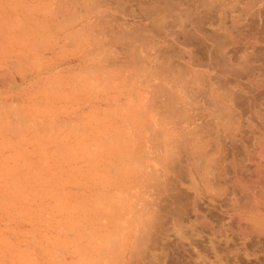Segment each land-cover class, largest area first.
Wrapping results in <instances>:
<instances>
[{
    "label": "rangeland",
    "instance_id": "1",
    "mask_svg": "<svg viewBox=\"0 0 264 264\" xmlns=\"http://www.w3.org/2000/svg\"><path fill=\"white\" fill-rule=\"evenodd\" d=\"M263 4L264 0H0V264H232L229 250L242 236L235 223L264 219V213H256L249 203L255 193L264 195L261 178H254L259 184L254 188L250 182L256 175L246 169L254 166L257 142L251 138L264 130V95H256L264 94ZM235 20H242V28ZM220 45L230 47L229 55L222 56ZM211 47L217 53L222 50L221 56ZM237 47L240 52L242 47L257 51L249 48L245 58L247 53ZM218 58L235 63L234 75L232 70L224 73L220 67L225 61L218 65ZM247 63H260L263 69ZM212 64L218 66V74ZM229 64L224 66L231 69ZM237 67L243 74L238 78ZM253 73L263 82L258 85ZM224 74L231 75L226 82L225 77L220 81ZM218 79L222 85L217 87ZM253 80L262 91L252 90ZM239 89L243 93H236ZM246 91L256 98L252 101ZM231 92L236 97L226 103ZM243 101L251 103V111L260 103L257 108L263 112L254 110L262 117L254 110L250 114ZM230 105L236 111H230ZM243 109L246 112L233 113ZM226 113L230 115L224 117ZM231 115L236 118L232 123L241 122V127L233 126L236 132L225 121ZM220 117L225 118L221 122L228 125L227 132L220 129ZM247 122L251 131L243 126ZM231 129L244 136L236 137ZM216 130L220 140L225 138L222 153L228 150L222 165L231 167L230 173L218 166L226 178L210 168L216 165L211 151ZM224 131L235 140L232 135L231 141L226 138ZM252 131L255 136L250 138ZM236 139L246 147L240 145L241 149ZM200 150L205 161H200ZM241 160L249 164L243 167ZM234 168L246 179L243 174L244 179L238 178ZM213 170L221 182L213 178ZM246 181L254 191L261 187L260 193ZM262 195L256 200L259 206ZM249 204L253 208H247ZM233 214L240 218L235 220ZM197 216H205L212 230ZM251 236L250 253L257 240Z\"/></svg>",
    "mask_w": 264,
    "mask_h": 264
},
{
    "label": "bare ground",
    "instance_id": "2",
    "mask_svg": "<svg viewBox=\"0 0 264 264\" xmlns=\"http://www.w3.org/2000/svg\"><path fill=\"white\" fill-rule=\"evenodd\" d=\"M232 2H233V0H232ZM237 3H238V2H237ZM211 4L213 5V3H211ZM252 4H254V3H252ZM235 5H236V4H233V6H235ZM229 6H231V7L233 8L232 5H229ZM229 6H228V8H227V6H225V7L227 8L226 10H228V11L230 10V11H231L232 8L230 9ZM236 6H237V5H236ZM236 6H235V7H236ZM214 7H215V4H214ZM217 7H219V6H217ZM225 7H224V8H225ZM235 7H234V8H235ZM252 7H254V6H251V8H252ZM263 7H264V4H263ZM215 8H216V7H215ZM224 8H222V10H223L222 12H225V11H226V10H224ZM237 8H238V7H237ZM210 9H211V8H210ZM216 9H217V8H216ZM216 9H215V10H216ZM218 10H219V9H218ZM244 10H247V8H245ZM257 10H258V9H257ZM233 11H234V10H233ZM236 11H238V10L236 9ZM240 11L242 12L241 9H240ZM255 11H256V10H255ZM216 12H217V11H216ZM234 12H235V11H234ZM245 12H247V11H243V13H245ZM252 12H253V11H252ZM228 13H229V12H228ZM247 13H248V12H247ZM255 13H257V12H255ZM255 13H253V14H255ZM223 14H227V12H226V13H223ZM229 14H230V13H229ZM238 14H239V13H238ZM251 14H252V13H250V15H251ZM263 14H264V12H263L261 15H263ZM202 15H203V14H202ZM239 15H240V16H239ZM239 15H238L239 17L237 16V18H238V19H241L242 14H239ZM243 15H244V14H243ZM245 15H246V13H245ZM247 15H248V14H247ZM225 16H226V15H225ZM230 16H231V17H235L234 15H230ZM259 16H260V15H259ZM221 17H223V16H221ZM251 17H257V16H252V15H251ZM216 18H217V16H216ZM218 18L220 19V16H218ZM218 18H217V19H218ZM225 18H226V17H223L222 19L224 20ZM201 19H203V17H200V21H201ZM222 19H220V21H221ZM230 20H232V19L230 18ZM242 20H244L243 17H242ZM242 20H240V21L242 22ZM248 20H250V19H248ZM217 21H219V20H217ZM220 21H219V22H220ZM240 21L237 22V21L235 20L234 22H236L237 24H239V25H237V24L235 23L239 28H240V27L242 28V26L240 25V23H241ZM201 22H202V21H201ZM201 22H199V23H201ZM219 22H218V23H219ZM221 22H223V21H221ZM224 22H227V21L224 20ZM245 22H246V21H245ZM245 22H244V23H245ZM247 22H248V21H247ZM247 22H246V23H247ZM250 22L252 23V19L249 21V23H250ZM216 23H217V22H216ZM231 23H232V22L230 21V22H229V25H230ZM242 23H243V22H242ZM242 23H241V24H242ZM246 23H245V24H246ZM256 23H257V25H258V21H257ZM256 23H255V24H256ZM223 24H224V23H222V25H223ZM226 24H228V23H226ZM232 24H233V23H232ZM252 24H254V23H252ZM260 24H261V23H260ZM260 24H259V25H260ZM233 25H234V24H233ZM236 25H234V26H235V29H236ZM243 25H244V24H243ZM246 25H247V24H246ZM215 26H216V25H214V27H215ZM217 26H218V25H217ZM217 26H216V27H217ZM219 26H220V24H219ZM219 26H218V27H219ZM223 26L227 27V25H223ZM223 26H220V27H223ZM230 26H232V25H230ZM247 26H248V25H247ZM254 26H255V25H254ZM260 26H261V29H263L262 27H263L264 25L262 26V24H261ZM218 27H217V28H218ZM238 27H237V29H238ZM243 27H245V26H243ZM256 27H257V26H255V28H254L255 31H256ZM217 28H216V30H217ZM232 28H233V26H232ZM251 28H253V26H252ZM198 29H199L198 31L200 32V28H198ZM214 29H215V28H213V30H214ZM222 29H223V28H222ZM222 29L220 28V29L218 30V32H219V31H222ZM228 29H229V27H228ZM235 29L233 28V30H235ZM237 29H236V30H237ZM201 30H202V29H201ZM247 30H250V29H247ZM247 30H246V31H247ZM202 31H204V30H202ZM225 31H226V30H225ZM231 31H232V29H231ZM231 31H229V32H231ZM238 31H240V29H239ZM243 31H244V30H243ZM243 31L240 32V33H243V34H244ZM252 31H253V29H252ZM259 31H262V30L257 29V32H259ZM216 32H217V31H216ZM216 32H215V33H216ZM257 32H256V33H257ZM202 33H203V32H202ZM235 33H236V34H235ZM235 33H234L235 35H237V34L239 35L238 32L235 31ZM253 33H255V32H253ZM253 33H252V34H253ZM256 33L254 34V36L257 35ZM259 33L261 34V33H263V31H262V32H259ZM212 34H214V31L212 32ZM217 34H218V33H217ZM252 34H251V35H252ZM202 35L205 36V34H202ZM206 35H207V34H206ZM219 35H220V34H219ZM227 35H228V33H227ZM235 35H234V36H235ZM238 35H237V37H238ZM241 35H242V34H241ZM258 35H259V34H258ZM215 36H217V35H215ZM234 36H233V37H234ZM239 36H240V35H239ZM252 36H253V35H252ZM252 36H251V37H252ZM260 36H261V35H260ZM205 37H206V36H205ZM226 37H227V36H226ZM235 37H236V36H235ZM248 37H250L249 34H248ZM214 38H215V37H214ZM231 38H232V37H231ZM240 38H241V37H240ZM252 38H253V37H252ZM252 38H251V39H248V40H251V41H252ZM254 38H255V37H254ZM254 38H253V39H254ZM261 38H262V37H261ZM263 38H264V37H263ZM217 39H218V36H217ZM217 39H215V40H217ZM241 39H242V38H241ZM245 39H246V38H245ZM255 39H256V38H255ZM211 40H214V39H211ZM221 40H222V39H221ZM228 40H229V39H228ZM233 40L235 41V39H233ZM233 40H232V42H233ZM256 40H257V42H258L259 39L257 38ZM225 41L227 42V40H225ZM238 41H239V40H238ZM243 41H244V39L242 40V42H243ZM254 41H255V40H254ZM254 41H252V42H254ZM261 41H262V39H260L259 43H260ZM219 42H220V40H219ZM244 42H245V41H244ZM244 42H243V44H246V42H245V43H244ZM248 42L251 43L250 41H248ZM262 42H263V41H262ZM262 42H261V43H262ZM221 43H222V42H221ZM221 43H220V44H221ZM224 43H225V42H224ZM224 43H223V47H224V45H225ZM213 44H214V43H213ZM230 44H231V43H230ZM233 44H234V43H233ZM235 44H236V43H235ZM241 44H242V43H241ZM255 44H256V43H255ZM221 45H222V44H221ZM221 45H220V46H221ZM251 45H252V44H251ZM257 45H258V44H257ZM213 46H214V45H213ZM226 46H227V45H226ZM229 46H231V45H229ZM232 46H233V45H232ZM237 46L239 47V45H237ZM240 46H242V45H240ZM227 47H228V46H227ZM227 47H226L225 49H222V46H221V48L218 47V49L215 47V50H214L213 47H211V48H213L212 50L216 51V54L219 53V52L217 53V50H219V49L225 50V52H223V55H222V56L226 57V56H225V55H226V52H227L226 50L230 48V47H229V48H227ZM238 47H237V49H238ZM256 47H257V46H256ZM239 48H240V47H239ZM249 48H250V47H249ZM249 48H248V50L252 49L253 47L250 48V49H249ZM216 49H217V50H216ZM242 49H243V51H244L245 53L249 52L248 50H244V49H247V48H243V47H242ZM254 49H256V48L254 47ZM254 49H252L253 52H254V51H257V50H254ZM257 49H258V48H257ZM212 50H211V51H212ZM222 50H220V53H219L218 55L221 56V54H222ZM232 50H233V49H232ZM235 50H236V49H234V51H235ZM240 50H241V49H240ZM240 50L238 49L239 52H240ZM252 50H251V53H252ZM212 52H213V51H212ZM212 52H211V53H212ZM241 52H242V51H241ZM241 52H240V53H241ZM244 52H242V53H244ZM211 53L209 54V57H210L213 53H214L213 55L215 56V52H213L212 54H211ZM227 53H228V55H229L230 52H227ZM236 53H238V52H236ZM251 53H250V54H251ZM256 53H257V52H256ZM256 53H255V54H256ZM259 53H262V52H260V50H259ZM224 54H225V55H224ZM234 54H235V53H234ZM248 54H249V53H247V54H243L242 56H244V55L247 56ZM255 54H251V56H252V55L254 56ZM257 54H258V53H257ZM263 54H264V53H262V55H263ZM218 55H216V56H217V57H220V56H218ZM230 55H231V54H230ZM236 55H237V54H236ZM236 55H235V56H236ZM216 56H215V57H216ZM238 56H239V55H238ZM242 56H240V57L242 58ZM245 56H244V57H245ZM249 56H250V55H249ZM255 56H256V55H255ZM227 57H228V60H230L229 56H227ZM232 57H233V56H232ZM256 57H257V59H260L261 55H259V57H258V55H257ZM245 58H246V57H245ZM250 58H251V57H250ZM250 58H249V57L247 58V59L249 60L248 62H251L252 59H253L254 57H252L251 59H250ZM210 59H211V58H210ZM212 59H213V57H212ZM212 59H211V60H212ZM218 59H219V62H218L219 64H218V65H220V63H222L221 61H223V60L225 61V62L223 61L224 63H223V65L221 64V65H222L221 67L219 66L221 69H224V71L226 70L224 73H227V70H229V71L232 70V74L234 75V73H233L234 71H233V70L236 68V67H235L234 69H232V68H233L232 66H235V63H233V62H234V61H233L234 59L231 60V61H233V62L230 61L231 63L234 64V65L232 64V66L228 63L229 61L227 60V58H226V59L223 58V60H221L222 58H221V59L218 58ZM242 59H243V58H242ZM247 59H243V60L246 61ZM254 59H256V58H254ZM254 59H253V60H254ZM262 59L264 60V58H262ZM226 60H227V62H226ZM243 60H240L239 62H243V63H244ZM250 60H251V61H250ZM212 61H213V60H212ZM254 61L256 62L257 60H254ZM252 62H253V61H252ZM225 63L229 64V65L231 66V69H228V68H227L228 65H227V66H224ZM237 63H238V62H237ZM243 63H242V65L245 66V63H244V64H243ZM260 63H261V62H260ZM260 63L258 64L259 66H256V65H255V66L252 65V66L261 69L262 67L260 66ZM216 64H217V63H216ZM216 64H214V65L212 64V65L215 67ZM247 64H248V66H250V63H247ZM212 65H211L209 68H211ZM242 65H241V66H242ZM261 65H262V64H261ZM223 66H224V67H223ZM230 66H229V68H230ZM244 66H242V67L244 68V69L242 68V70H246L245 72L243 71V72H244V75H245V73H247V74H246V75H247V79H246V80H250L251 77L248 76L247 69H245L246 67H244ZM248 66H247V67H248ZM252 66H250V67H252ZM250 67H249V68H250ZM254 67H252V68H254ZM225 68H226V69H225ZM249 68H248V69H249ZM212 69H213V67H212ZM216 69H217V70H216ZM221 69H220V70H221ZM237 69L239 70L238 67H237ZM240 69H241V68H240ZM262 69H263V68H262ZM262 69H261V70H262ZM210 70H211V69H210ZM214 70H216V72H217V71L219 70L218 66H217V68L215 67ZM250 70H251V68H250ZM252 70H253V69H252ZM256 70H257V73H258L259 69H256ZM256 70H255V72H256ZM229 71H228V73L231 72V71H230V72H229ZM235 71H237V70H235ZM240 71H241V70H239V72L237 71L238 73H235L236 76H237V78H238V76H240V75H237V74H239V73L241 74V73H242V72H240ZM218 72H219V71H218ZM218 72H217V74H218ZM249 72L251 73V71H249ZM253 72H254V71H253ZM222 73H223V71H222ZM222 73H220V74H222ZM259 73H260V72H259ZM259 73H258V75H259ZM263 73H264V72H263ZM263 73H261V74H263ZM214 74H215V73H214ZM230 74H231V73H230ZM230 74H227V75L224 74L223 76L220 75V76H221V80H220V79L216 80V81H218V84H216V86L218 87V85H220V84L222 85V82L220 83L219 80L222 81V78H224V77H225V78H224V82H226V81H225V80H226V76H230V77H231L232 74H231V75H230ZM261 74H260V75H261ZM241 75L243 76V74H241ZM249 75H250V74H249ZM255 75H256V74H255ZM255 75H254V73H253L252 77L255 76ZM258 75H256V76H258ZM213 76H214V77H219V78H220L219 75H217V76L213 75ZM242 76L239 77V78H242ZM256 76L254 77V79H256ZM263 76H264V74L262 75V77H263ZM211 77H212V76H211ZM211 77H210V79H211ZM214 77H212V78H214ZM234 78H235V77H234ZM234 78H233V79H234ZM248 78H249V79H248ZM260 78H261V77H260ZM260 78H259V79H260ZM215 79H216V78H215ZM227 79H229V78H227ZM242 79H245V77H243ZM259 79H258L259 82L257 81V79L255 80L256 83L258 82V85H259L260 82H263L264 77H263V80L260 79V80H262V81H260ZM229 80H230V79H229ZM235 80H236V78H235L233 81L235 82ZM212 81H214V80L212 79ZM251 81H252V80H251ZM234 82H233V84H232V81H231L230 84L232 85V87L234 86V87L237 88V86L234 85ZM239 82H241V79H240ZM244 82H245V80H244ZM250 83H251V82H250ZM213 84H215V82H214ZM235 84H236V83H235ZM241 84H242V83H240L239 85H241ZM246 84H247V83H246ZM252 84H254V85H252ZM262 84H263V83H262ZM237 85H238V80H237ZM239 85H238V86H239ZM249 85H250V84H248V86H249ZM263 85H264V84H263ZM263 85H262V86H263ZM229 86H230V85H228V87H229ZM242 86H244V85L242 84ZM251 86H252V90H260V91H262L261 88H260L261 86L259 87V86H257V84H256V86H255V82H254V80H253V83H251ZM253 86H255V87H253ZM217 87H216V88H217ZM226 87H227V85H226ZM228 87H227V89H228ZM232 87L229 88L228 90L231 91ZM239 87L241 88V86H239ZM249 87H250V86H249ZM249 87H247V85H246L245 88H246V89L248 88V89H249V92H250V88H249ZM219 88H220V87H219ZM242 88H243V87H242ZM242 88H241V89H242ZM262 88H263V87H262ZM227 89H226V90H227ZM243 89H244V88H243ZM222 90H225L224 87H223ZM226 90H225V91H226ZM233 90H234V89H233ZM252 90H251V91H252ZM263 90H264V89H263ZM244 91H245V90H244ZM239 92H240V89H239V91H237L236 93L239 94ZM241 92H242V90H241ZM241 92H240V93H241ZM246 92H248V91H246ZM249 92H248V95H247L246 93H244V96L247 95L248 97L251 98V100H252V99L254 100V99L256 98V97H255L256 95H259V97H262V96L264 95V94H262V93H261V95H260V94L258 93L259 91H257V92H256V95H254V98H253V95H252V97H251V94H250ZM225 93L228 94L227 92H225ZM242 93H243V92H242ZM253 93H254V92H253ZM257 93H258V94H257ZM226 94H225L224 96H226ZM230 94H231V95H230L231 97H229V98H225V97H224V98H225L224 100H226V103H227V99L230 100V101H232L233 99H231V98H232L234 95H235V97H236V94H232V92H231ZM238 94H237V95H238ZM245 94H246V95H245ZM249 94H250V95H249ZM254 94H255V93H254ZM232 95H233V96H232ZM227 96H229V95H227ZM227 96H226V97H227ZM239 96H240V97H243L242 95H239ZM247 96H246V98H247ZM235 97H233V98H235ZM259 97H258V98H259ZM263 97H264V96H263ZM237 98H238V96H237ZM244 98H245V97H244ZM250 98H249V99H250ZM258 98H257V100H258ZM242 99H243V98H242ZM262 99H263V98H262ZM234 100H237V99H234ZM253 100H252V101H253ZM259 100H260V99H259ZM239 101H241V98H240V100H238V102H239ZM260 101H261V100H260ZM260 101H255V102H256V104H258ZM263 101H264V100H263ZM234 102H235V101H234ZM241 102H242V101H241ZM243 102H246L247 109L249 110V112H251L250 114H253L252 112H253V110L255 109V107H256L257 111H258V109H259V108H257V106L262 107V106H260L261 104L259 103L260 105H259V104H258L257 106L255 105L254 108L251 107V108L253 109V110L251 111V109L248 108V104H251V103H250L249 101H248L249 103H247V101H243ZM232 103H233V102H232ZM262 103H263V102H262ZM233 104H234V103H233ZM263 104H264V103H263ZM226 105H227V104H226ZM234 105H235V104H234ZM238 105H240V103H239ZM242 105H244V104H242ZM246 105H245V106H246ZM252 105H253V104H252ZM230 106H231V105H230ZM249 106H251V105H249ZM225 107H227V106H225ZM234 107H236V106H234ZM237 107H238V106H237ZM239 108H240V106H239ZM239 108H238V109H239ZM241 108H242V107H241ZM241 108H240V109H241ZM243 108H246V107H243ZM263 108H264V107H263ZM263 108H260L259 111H262ZM227 109H229V106H228ZM232 109H233V106L230 107V111H231ZM247 109H246V110H247ZM261 109H262V110H261ZM233 110H235V109H233ZM244 110H245V109H243V111L240 110V112L238 111V113L235 112V111H236V110H235L233 113L239 114V113H241V112H246V110H245V111H244ZM228 111H229V110H228ZM228 111H227V112H228ZM257 111L255 112V110H254L255 113H257ZM259 111H258V112H259ZM247 112H248V111H247ZM262 112H263V111H262ZM262 112H260V114H261ZM228 113H230V112H228ZM228 113H226L227 116H224L223 114H221V116L223 115L224 117H228V115H230L232 112H231L230 114H228ZM236 114L234 115L235 117H237ZM245 114H246V113H245ZM245 114L242 113V115H245ZM257 114H258V113H257ZM260 114H258V116H259ZM263 114H264V113H263ZM263 114H262V116H263V119H264V115H263ZM232 115H233V114H232ZM232 115H231V116H232ZM231 116H229V118H226V119H230V120H225L226 122L228 121V122H227L228 125H229V122H231L232 127H233V126L235 127V124H237L236 126H238V125L240 126V125H241V124H240V123H241L240 121H238L239 124H238V122H236V123L233 122V123H232V121H234V119H236V118L234 117V119H233V116H232V117H231ZM240 116H241V114H240ZM240 116H239V117H240ZM256 116H257V115H256ZM260 116H261V115H260ZM262 116H261V117H262ZM215 117H216V115H215ZM224 117H223V118H224ZM230 117H231V118H230ZM261 117H260V118L258 117V118L261 119L260 121H263V119H262ZM223 118H221V117L219 118L220 122H221V119H223ZM215 119H217V117H216ZM224 119H225V118H224ZM231 119H233V120L231 121ZM253 119H254V118H253ZM253 119L251 118V121H252ZM259 119H258V120H259ZM237 120H240V118L237 117L236 121H237ZM249 120H250V119H249ZM225 121L223 120L224 123L221 122L222 124L219 123V126L224 124V126H222L220 129L224 128L225 126H228V125L226 124ZM260 121H258L257 123L259 124ZM218 122H219V121H218ZM252 122H253V121H252ZM255 122H256V120H255ZM255 122H253V124H256ZM215 123H216V122H215ZM215 123H214V124H215ZM248 123H249V122L245 123L246 125H243V126H244V128H245V126H248V130H247V129H246V130H247V131H251V130H252L251 127H250L251 125H248ZM263 123H264V121H263ZM263 123H262V124H263ZM225 124H226V125H225ZM249 124H250V123H249ZM258 124H257L256 126H258ZM260 124H261V123H260ZM262 124H261V125H262ZM261 125H260V126H261ZM229 126H230V125H229ZM260 126L256 128L255 125H253V128L260 129ZM234 127H233V128H234ZM240 127H241V126H240ZM240 127H237V128H238V129H237L238 131H239V128H240ZM249 127H250V129H249ZM227 128H228V131H229L230 128H229V127H227ZM233 128H232V129H233ZM246 128H247V127H246ZM215 129H217V128H215ZM232 129H231V132H230V133H232V131H233ZM241 129H242V128H241ZM263 129H264V124H263ZM263 129H262V127H261V130H263ZM222 130H223V129H222ZM224 130L226 131V127L224 128ZM235 130H236V129L234 128V131H235ZM244 130H245V129H244ZM244 130L242 129V131H239V132L242 133ZM261 130H259V131H261ZM216 131H218V130H216ZM216 131H215V133H214V135H216V136H215L216 138H215V137H212V140H213V141L215 140L214 144H212V145H214V146L211 145V146H212L211 151H212V150L215 151V154H214L213 151H212V154L216 155V157H215V159H214V157H213L214 155H213V156H211V158H212V157H213V158L210 159V161H213V159H214L216 165H213V167H211V164H214V163H211V164H210V168H214V167H215L214 169L217 168V169H218V174H220V169L218 168V166L222 165V162H224V158H225L224 156H226V155H223V153H225V152H224L225 149L223 150V153H222V147L224 146L225 143H224V144H221V141L225 140V138L223 137L224 139H223V140H220V139H221V134L219 133V131H218L219 134H218ZM225 131H224V133H225V135H226V132H227V131H226V132H225ZM238 131H237V132H238ZM256 131L259 132L258 130H256ZM235 132H236V131H235ZM224 133H223V134H224ZM230 133H229V134H230ZM243 133H244V132H243ZM259 133H260V134H259ZM259 133H258V135H259L258 137H253V136H255V135H252V134H253V131H252V133H250V134L252 135V136H250V138L253 137V138H251V140L253 141V139H255V140L253 141L254 144H256V142H257L256 146H255V145L253 146V147H256V148H257V149L255 148V151H253V152H254V153H253L254 158H252V155H251V154H250L251 156H248L249 154H246L248 148H247V149L244 148L242 151H243V152L246 151L245 154L247 155V157H249L250 159L252 158L251 161H252V163H253V165H254L253 168L256 167V169H255V170H257L256 173L258 172L259 175H261V176L258 175V176H259V177H258L257 174L255 173V170H254L253 168H251L252 165H251L250 168L246 165V166H247L246 169H247V168H248L249 170L252 169L251 172L253 171V173L256 175V176L253 175V178L251 177V180L253 181V183L250 182V184H252V185H256V182H255V184H254V181H255L254 178H255V177H257L258 179L261 178V179H260V180H261L260 184L262 183V185H259V184H257V185H259V186H261V187L263 186V189H264V130L261 131V132H259ZM229 134H228V135H229ZM232 134L234 135L235 133L233 132ZM232 134H231V135H232ZM236 134H238V133H236ZM236 134H235V136H236ZM250 134L247 133V135H246V134H245V135H246V137H247V136H249ZM256 134H257V133H256ZM214 135H213V136H214ZM231 135H230V137H228V136L226 135V136H227L226 138H229L230 141L232 140ZM233 135H232V137H233ZM238 135H239L240 137H243V136H244L243 134H242V136H241L240 134H238ZM238 135H237L236 137H238ZM222 136H224V135H222ZM256 136H257V135H256ZM246 137H244L243 139H245ZM200 138H201V141L203 142L202 137H200ZM214 138H215V139H214ZM248 138H249V137H248ZM248 138H247V140H248ZM229 139H227V140L229 141ZM237 139H238V138H237ZM237 139H236V141H237ZM233 140H235L234 137H233ZM238 141H240V140H238ZM238 141H237L236 143L239 144ZM252 141H251V145H253V144H252V143H253ZM223 142H225V141H223ZM223 142H222V143H223ZM234 142H235V141H234ZM245 142H246V141H245ZM212 143H213V142H212ZM229 143H230V142H229ZM236 143H230V144H234V146H235ZM240 143H241V144H239V147L241 148L242 146H240V145H244L245 143H243L242 141H241ZM242 143H243V144H242ZM247 143H248V144L250 143L249 140L247 141ZM247 143H246L245 145H247ZM201 145H203V146H202V147L200 146V149H201V150L204 149V151H205V148H206V147L204 148L205 145H204V144H201ZM222 145H223V146H222ZM245 145H244L243 147H246ZM251 145H249V146H251ZM232 146H233V145H232ZM213 147H215V150H214ZM224 147H225V146H224ZM226 147H227V146H226ZM226 147H225V148H226ZM243 147H242V148H243ZM247 147H248V146H247ZM229 148H230V145L228 146V149H229ZM242 148H241V149H242ZM249 148H250V147H249ZM251 148H252V147H251ZM251 148H250V149H251ZM235 149L237 150V149H238V146H237V148L235 147L234 150H235ZM245 149H246V150H245ZM201 150H200V153L203 154V151H201ZM226 150H227V149H226ZM226 150H225V151H226ZM231 150H232V149H231ZM248 150H249V149H248ZM252 150H253V149H252ZM227 151H228V150H227ZM239 151H240V150H239ZM232 152H233V151H232ZM232 152H231V154H232ZM237 152H238V151H237ZM237 152H234V154L237 153ZM249 152H250V151H249ZM200 153H199V155H201ZM204 153H206V151H205ZM225 154H227V152H226ZM238 154H239V153H237V155H238ZM206 155H207V154H206ZM229 155H230V154H229ZM235 155H236V154H235ZM202 157H203V161H205L207 156H205V154H203L202 156H200V157H199V158L201 159V160L199 159L200 161H202ZM229 157H230V156H229ZM229 157L227 156L226 158L229 159ZM204 158H205V159H204ZM236 158H237V157H236ZM228 159H227V160H228ZM245 159H246V158H245ZM245 159H244V160H245ZM250 159H248V160H250ZM229 160H230V159H229ZM229 160L227 161L228 163H229ZM233 160H234V158H233ZM200 161H199V162H200ZM230 161H231V160H230ZM240 162H243V164H244V166H243V164H240V163H239V164L241 165V167H242V166L245 167V164H246L247 162H246V161H243V160H241ZM202 163L205 164V162H202ZM202 163H201L200 165H201V166L203 165V166L205 167V165L202 164ZM224 163H225V162H224ZM231 163H232V162H231ZM247 164H249V163H247ZM235 165H236V164H235ZM203 166H202V167H203ZM216 166H217V167H216ZM222 166H223L225 169H227V170H225L224 172H228V171H229L228 169L231 168V167H230V168H226L225 164L222 165ZM222 166H221V168H223ZM228 166H229V165H228ZM228 166H227V167H228ZM260 166H262V167H260ZM202 167H201V168H202ZM232 167H233V165H232ZM235 167H236V166H235ZM224 168L221 169V170H224ZM238 168H240V167H238ZM205 169H206V167H205ZM217 169L215 170L216 172H217ZM240 169H241V168H240ZM242 169L245 170V168H242ZM242 169H241V170H242ZM203 170H204V169H203ZM234 170H235V168H234ZM236 170H237V169H236ZM236 170H235V171H236ZM238 170H239V169H238ZM238 170H237L238 174H236V173H235V174H236L237 176H239L238 178H240L241 174H243V173L240 172L241 174H239V171H240V170H239V171H238ZM215 171L213 170V173H214ZM235 171H234V172H235ZM211 172H212V171H211ZM211 172H210V173H211ZM216 172L214 173L216 176H214L213 173H211V174L214 176L213 178H215V180L218 181V178H220V177H219L218 174H216ZM243 172H244V171H243ZM228 173H230V172H228ZM231 173H232V169H231ZM221 174H223V173L221 172ZM221 174H220V175H221ZM235 174H234V175H235ZM209 175H210V174H209ZM212 175H210V176H211L210 178H212ZM217 175H218V177H217ZM226 175H229V174H226ZM234 175H233V176H234ZM244 175H245V174H243V176H244ZM222 176H224V175H221V177H222ZM224 177H225V176H224ZM224 177H222V178H224ZM226 177H228V176H226ZM226 177H225V178H226ZM229 177L231 178V175H229ZM235 177H236V176H235ZM244 177H245V179H246V176H244ZM213 178H212V179H213ZM216 178H217V179H216ZM241 178L244 179L242 176H241ZM241 178H240V179H241ZM248 178H249V180H250V177H248ZM248 178H247V180H248ZM227 179H229V178H227ZM240 179H239V180H240ZM242 179H241V180H242ZM258 179L256 180L257 182H258ZM224 180H226V179H224ZM231 180H232V178H231ZM231 180H230V181H231ZM249 180H248V181H249ZM211 181H212V180H211ZM230 181H229V182H230ZM234 181H235V180H234ZM234 181H232V182H234ZM243 181H245V180H243ZM218 182H221V181H218ZM214 183H215V182H214ZM235 183H236V182H235ZM244 183H245V185L247 186V184H248L249 182L247 183V181H246V182H244ZM258 183H259V182H258ZM220 184H223V183H220ZM239 184H240V183H239ZM233 185H234V184H233ZM252 185H251V186L248 185L249 187H251L250 189H253V186H252ZM257 185H256V187H254V188H257ZM248 186H247V187H248ZM261 187H259V189H258L259 192H258V193H260V191L262 190ZM258 190H257V191H258ZM251 191H252V190H251ZM255 191H256V189H255ZM255 191H254V189H253V192H255ZM257 191H256V192H257ZM262 191H264V190H262ZM225 192H227V191L225 190ZM222 193H223V191L221 192V194H222ZM228 193H229V192H227L225 195H227ZM233 193H234V192H233ZM233 193H232V194L230 193V194L233 195ZM221 194H220V196H221ZM223 194H224V193H223ZM230 194H229L228 196H230ZM263 194H264V192H263ZM254 195H256V196L258 195V197L254 196ZM254 195H253V196H254V197H253V201H252V202L249 201V203H252V204L254 205V210H255L256 213H258V214L261 213V212L264 213V206H262V204H264V203H263V202H264V195H262L261 193H260V194H256V193H255ZM259 195H260V196H261V195L263 196V197H261L262 199L260 198V199L263 201V202H261V203H262L261 206H259L258 202H256V200H258L259 197H260ZM234 196H235V195H234ZM244 196H245V195H244ZM245 197H247V196H245ZM224 198H225V197H224ZM257 198H258V199H257ZM230 199H231V198H230ZM243 199H244V197H243ZM254 199H255V200H254ZM227 200H228V199H227ZM231 200H232V199H231ZM246 200H248V199H246ZM249 200H252V199H249ZM218 201H220V200H218ZM222 201H223V200H222ZM222 201H220V202H222ZM224 201H225V200H224ZM229 201H230V200H229ZM229 201H228V202H229ZM254 201H255V204H254ZM230 202H231V201H230ZM230 202H229V203H230ZM249 205H250V204H249ZM249 205H247V206H249ZM214 206H215V205H214ZM230 207L232 208V206H230ZM251 207L253 208L252 205H250V207H247V208L250 209ZM233 208H234V207H233ZM247 208H244V210L246 209V211L248 212V209H247ZM194 209H195V208H194ZM237 209H238V208H237ZM237 209H236V207H235L234 210H237ZM195 210H196V209H195ZM232 210H233V209H232ZM238 210H239V212H240V209H238ZM250 211H253V209L250 210ZM234 212H235V211H234ZM244 212H245V211H244ZM255 212H251V214H252V213H255ZM237 214H238V213H237ZM253 215H254V214H253ZM255 215H256V214H255ZM238 216H239V215H238ZM197 217H198V218H202L203 221H201V223H202V224H207V225L209 226L208 228H209L210 230H212V229H211L212 227L210 226V225H212V223H210V222H209V223L206 222V221H205V218H206L205 216H201V217H200V216H197ZM232 217L234 218V217H236V216H234V214H233ZM254 217H255V216H254ZM258 217H259V215H258ZM239 218H240V217H239ZM239 218L237 217V219H235V218H234V219H235V220H238ZM256 218H257V217H256ZM243 220H244V219H243ZM244 221H245V220H244ZM248 221H249V220H248ZM235 222H237V221H235ZM235 224L238 225V226H236V227H238L239 231L241 232L240 234H241L242 236H240L241 238L239 239V242H238V240H237V243H238V244H236L237 246L235 245V246L233 247L234 249L232 248V249L229 250V251H230L229 253L231 254V256L228 257V258H229V263H230V261L232 260V261H234L232 264H236V262H237V264H239V263H242V264H254V263H255V264H264V219H263V218H261V219H256V220H253V221L250 222V223H244V222H243V224L241 223V221H238V223H235ZM238 234H239V232H238ZM238 234H237V235H238ZM240 234H239V235H240ZM252 234L254 235V237H255L257 240L255 241V240L252 239L253 242L255 241V244H254L255 246L253 245V246L255 247V249H254V247H253V248L251 247L250 249H252V253H250L251 251H248V250H247V240H248V238L252 237V236H251ZM252 238H253V237H252ZM249 240H250V239H249ZM249 240H248V241H249ZM209 241H211V238H210ZM249 242H250V244L252 243L251 240H250ZM210 244H211V242H210ZM212 245H213V243H212ZM212 245H211V246H212ZM235 247H236V248H235ZM211 248H212V247H211ZM229 253H228V250H227L226 254H229ZM226 254H225V255H226ZM216 255H217V253H216ZM217 256H218V255H217ZM225 257H227V256H225ZM214 258H215V256H214ZM217 258H218V257H217ZM217 258H215V259L217 260ZM201 259H202V258H201ZM203 259H204V258H203ZM203 259H202V260H203ZM219 259H220V258H218V260H219ZM226 259H227V258H226ZM230 259H231V260H230ZM218 260H217V261H218ZM220 260H221V261H220ZM220 260H219L220 262H223L225 259H224V260H223V259H220ZM222 260H223V261H222ZM217 261H215V263H216ZM226 261H227V260H226ZM232 261H231V262H232ZM212 262L214 263V260H212ZM217 263H218V262H217ZM224 263H227V262H223V264H224ZM220 264H221V263H220ZM227 264H228V263H227Z\"/></svg>",
    "mask_w": 264,
    "mask_h": 264
}]
</instances>
